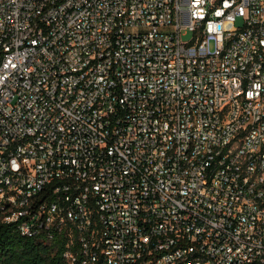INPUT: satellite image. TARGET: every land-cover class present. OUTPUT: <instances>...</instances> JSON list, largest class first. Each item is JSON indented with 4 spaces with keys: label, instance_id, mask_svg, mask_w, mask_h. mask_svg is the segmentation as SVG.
<instances>
[{
    "label": "built area",
    "instance_id": "2783aa9c",
    "mask_svg": "<svg viewBox=\"0 0 264 264\" xmlns=\"http://www.w3.org/2000/svg\"><path fill=\"white\" fill-rule=\"evenodd\" d=\"M0 223L69 264H264V0H0Z\"/></svg>",
    "mask_w": 264,
    "mask_h": 264
},
{
    "label": "trees",
    "instance_id": "16d2710c",
    "mask_svg": "<svg viewBox=\"0 0 264 264\" xmlns=\"http://www.w3.org/2000/svg\"><path fill=\"white\" fill-rule=\"evenodd\" d=\"M64 238L24 236L15 223H0V264H69Z\"/></svg>",
    "mask_w": 264,
    "mask_h": 264
},
{
    "label": "rangeland",
    "instance_id": "374dc122",
    "mask_svg": "<svg viewBox=\"0 0 264 264\" xmlns=\"http://www.w3.org/2000/svg\"><path fill=\"white\" fill-rule=\"evenodd\" d=\"M240 24H241V22L239 21V25L238 26H240ZM191 35H192L191 33H189L188 35H184L183 36L184 41H189L190 38H191ZM211 47L214 48V44L213 43H212Z\"/></svg>",
    "mask_w": 264,
    "mask_h": 264
}]
</instances>
